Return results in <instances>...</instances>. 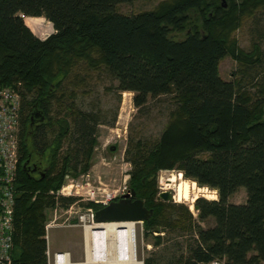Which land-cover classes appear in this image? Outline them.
Listing matches in <instances>:
<instances>
[{
	"label": "trees",
	"instance_id": "trees-1",
	"mask_svg": "<svg viewBox=\"0 0 264 264\" xmlns=\"http://www.w3.org/2000/svg\"><path fill=\"white\" fill-rule=\"evenodd\" d=\"M132 1L0 0V89L13 86L22 98L13 264H48L47 211L77 201L51 191L66 176L89 170L99 119L74 108L77 93L70 87L102 67L119 81L120 91L134 92L138 108L163 95L175 101L160 137L132 140L127 149L130 188L154 210L144 222L147 235L166 227L196 234L187 252L169 263L219 258L264 264V74L253 88L243 84L249 71L264 65V54L258 45L242 50L234 36L245 18L264 9V0H163L135 14L118 11ZM39 16L54 26L44 40L24 19ZM226 56L240 66L236 80L220 74ZM53 108L62 116L53 117ZM35 112L40 116L32 124ZM32 154L45 167L35 178L24 165ZM162 169L217 190L218 199L199 197L194 203L199 221L212 218V226L196 222L182 203L157 199ZM241 187L246 202H230ZM161 236L156 245L163 243ZM159 263L150 257L143 264Z\"/></svg>",
	"mask_w": 264,
	"mask_h": 264
},
{
	"label": "rangeland",
	"instance_id": "rangeland-1",
	"mask_svg": "<svg viewBox=\"0 0 264 264\" xmlns=\"http://www.w3.org/2000/svg\"><path fill=\"white\" fill-rule=\"evenodd\" d=\"M161 1L163 0H133L130 3L120 4L118 11L135 14L143 10L153 9ZM24 19L32 32L40 39L44 40L54 32L53 24L51 25V22L43 16L35 17L34 19ZM37 26H39V30ZM33 27L35 31H33ZM234 36L237 39L239 48L242 50L250 52L253 50L254 45H258L261 53L264 54V9L257 11L253 16L245 18L242 25L235 31ZM219 71L225 80L233 81L242 75L239 72V64L231 56H226L222 59ZM263 74L264 65H261L258 70L254 68L249 71L248 76L244 77L243 84L248 88H253L252 82H255ZM255 75L256 78L254 80ZM118 84L119 81L102 67L88 71L86 80L82 85H71L70 89H76L77 93L74 100V108L97 115L99 119L96 131L97 144L93 150L89 170L80 175L66 176L62 187L77 182L83 183V180L85 182L87 179L91 185L99 188L101 192L104 190H122L125 187L132 192L129 181L133 163L128 158L127 149L132 140L154 141L159 138L168 123L170 112L175 108V101L172 95H163L157 98H150L144 107L138 108L134 104V92L120 91ZM60 110L65 112V109ZM51 115L53 117L62 116V113L58 114V108H53ZM68 120L72 126L71 114H69ZM68 138L70 139V137ZM69 139L64 142L63 152L69 146ZM113 145L116 148L111 150L110 147ZM180 173L182 172L178 170H160L157 176L159 191L157 199L163 200L160 198V193L163 191H171L174 194V189L165 188L168 186L164 185L163 179L168 178L172 174L178 175ZM182 178L189 179L183 173ZM189 180L193 181L192 179ZM196 186L203 187L197 182ZM170 188L173 187L171 186ZM206 188L208 190V194L205 193L206 195L215 194L216 198L213 200L219 198L217 190L210 187ZM71 189L73 194H59V196H76V203L67 208L57 205L47 211V224L52 221L55 223V226L48 229V248L51 262H53L52 257L55 252H70L72 261H83L85 259V227L95 223L89 220V215L92 212L94 213L95 210L91 206H85L88 202L94 201L89 200L86 196L75 194L76 188ZM64 192H69V188H66ZM200 196L210 199L203 196L202 193L199 194ZM246 200L247 192L243 187L237 190L230 198V202L237 204L244 203ZM163 201H173L188 206L193 213L195 221L204 228L213 225L212 218L204 222L199 221L195 202L192 203L190 200L178 202L175 199ZM135 227L137 264H143L141 262L150 257H157L161 261L159 264H172L169 261L175 260L183 253L185 254L193 237L195 238L196 236L195 233L185 231L180 227H166L164 232H154L151 235H147L144 222L143 224L136 223ZM159 234L163 237V243L156 245V237Z\"/></svg>",
	"mask_w": 264,
	"mask_h": 264
},
{
	"label": "built area",
	"instance_id": "built-area-1",
	"mask_svg": "<svg viewBox=\"0 0 264 264\" xmlns=\"http://www.w3.org/2000/svg\"><path fill=\"white\" fill-rule=\"evenodd\" d=\"M52 25V23H51ZM21 110L22 98L19 90L13 86L0 89V264H13L12 252L14 248L15 230V206H16V182L18 178V164L20 159V131H21ZM86 177V176H85ZM88 177V176H87ZM69 188V192H64ZM71 188L75 189V194L86 196L89 200L103 206L118 200L131 191L125 187L122 190H112L103 192L99 188L91 185L86 179L83 183H72L64 185L57 192L52 194L70 195L73 194ZM83 192V193H82ZM78 196V195H77ZM95 213V212H94ZM94 213L89 215V220L94 221ZM129 222V221H122ZM136 223L138 221H133ZM55 226L54 221L47 224V242L49 247L48 229ZM136 229V228H135ZM136 234V231H135ZM136 243V241H135ZM49 264H67L72 261L70 252L53 253V262L50 261V250L47 249ZM144 263V262H141ZM199 264H226L223 259H213L210 262Z\"/></svg>",
	"mask_w": 264,
	"mask_h": 264
},
{
	"label": "bare ground",
	"instance_id": "bare-ground-1",
	"mask_svg": "<svg viewBox=\"0 0 264 264\" xmlns=\"http://www.w3.org/2000/svg\"><path fill=\"white\" fill-rule=\"evenodd\" d=\"M37 28L40 29L39 26ZM163 182L168 186L165 188L174 189V198L178 202L190 200L193 203L200 193L211 200L216 198L215 194H205L208 191L206 187H198L195 181L182 178V173L172 174L163 179ZM171 186L173 188H170ZM135 228L133 221H110L87 225L85 227V259L67 264H137Z\"/></svg>",
	"mask_w": 264,
	"mask_h": 264
},
{
	"label": "water",
	"instance_id": "water-1",
	"mask_svg": "<svg viewBox=\"0 0 264 264\" xmlns=\"http://www.w3.org/2000/svg\"><path fill=\"white\" fill-rule=\"evenodd\" d=\"M34 116H40V113L35 112L32 116V119ZM115 148L116 147L113 145L111 150H114ZM160 198L169 201L175 199L174 194L171 191L161 192ZM153 213L154 210L152 208H148L145 204V201L141 198H138L136 191L133 189L131 195H127L126 197L112 201L108 205L96 210L94 213V222H145L152 217Z\"/></svg>",
	"mask_w": 264,
	"mask_h": 264
},
{
	"label": "flooded vegetation",
	"instance_id": "flooded-vegetation-1",
	"mask_svg": "<svg viewBox=\"0 0 264 264\" xmlns=\"http://www.w3.org/2000/svg\"><path fill=\"white\" fill-rule=\"evenodd\" d=\"M35 122V119H32V124ZM112 147H110L111 149ZM45 167L42 162L39 160L38 155H31L30 160L25 164V170L32 177H38L45 173Z\"/></svg>",
	"mask_w": 264,
	"mask_h": 264
}]
</instances>
